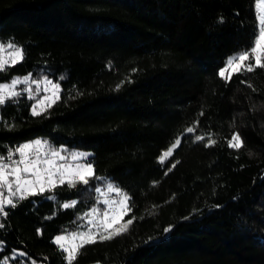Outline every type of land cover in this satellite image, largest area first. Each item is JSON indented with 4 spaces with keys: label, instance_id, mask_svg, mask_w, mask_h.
I'll return each instance as SVG.
<instances>
[{
    "label": "trees",
    "instance_id": "obj_1",
    "mask_svg": "<svg viewBox=\"0 0 264 264\" xmlns=\"http://www.w3.org/2000/svg\"><path fill=\"white\" fill-rule=\"evenodd\" d=\"M254 4L0 0V43L24 52L0 82L31 73L60 85L59 99L35 117L34 98L16 86L21 95L0 105V155L40 137L46 149L87 150L103 178L6 208L0 260L66 264L53 236L84 230V214L105 207L95 187L108 183L131 197L125 221L133 223L86 245L74 264H264V69L227 81L218 71L252 44ZM233 133L244 141L238 150L227 145ZM209 138L216 144L205 147ZM14 248L28 255L9 257Z\"/></svg>",
    "mask_w": 264,
    "mask_h": 264
},
{
    "label": "snow or ice",
    "instance_id": "obj_2",
    "mask_svg": "<svg viewBox=\"0 0 264 264\" xmlns=\"http://www.w3.org/2000/svg\"><path fill=\"white\" fill-rule=\"evenodd\" d=\"M256 7L258 10L256 17L258 28L253 33L252 44L243 49L236 57H229L225 67L219 70V76L226 81L231 80L233 75L240 74L243 71L252 73L256 69H264V0H258ZM23 59L24 52L21 47L16 46L14 43H8L7 45L0 43V72L21 63ZM226 72L227 76L225 75ZM29 81L36 87L35 89L25 88L24 92L32 93L35 91L40 93L42 91L44 93L31 106V115L34 117L43 115L59 99L60 85L46 77L43 81L34 79L31 73L22 78H13L10 84H0V105H4L7 101L21 95L20 92L15 90L16 86L28 84ZM241 82L243 83V81ZM42 83L43 88H41ZM29 98L32 99L33 97L30 95ZM194 131V127L185 129L186 133H193ZM204 139L203 136L197 135L194 142H200ZM47 144V141L34 140L22 143L15 149H9L6 156L0 155V216L7 217L6 208H15L19 202L30 197L51 193L59 186L67 184L69 189H75L78 185H82L87 189L92 180L103 179L96 175L94 165L89 162L90 153H72L71 156H65L63 149H46ZM180 144L181 139L177 138L158 157L160 163H165ZM215 144L216 141L209 138L205 147H211ZM227 145L229 148L238 150L244 146V141L239 133H233L227 141ZM14 156L18 158L14 159ZM176 163L172 164V168L176 166ZM171 170V168L168 169V171ZM94 191L101 196H106L107 193H116L122 196V199H104L99 201L106 206L102 213L95 207L85 213L84 216L92 217V219L87 220L89 226L87 231L57 235L54 238L53 243L65 254L66 264H74L80 250L86 245L112 240L127 232L129 226L133 223V219L125 221V216L131 212V197L124 194L119 187L108 184L107 193L102 192L100 187H95ZM47 198L53 199L54 197L49 195ZM76 204V200H71L63 203L62 207L69 209L75 207ZM81 219H84V217H81ZM94 220L97 223L94 224ZM3 227L4 225L0 224V228ZM171 227H165L164 232L171 231ZM37 231L39 232V230ZM69 237H71L72 243L70 246H66ZM151 239L149 238L146 243L151 242ZM77 240H79V243L75 242ZM17 254L19 256L28 255L25 252H18ZM0 264H3V262H0ZM32 264H35V261Z\"/></svg>",
    "mask_w": 264,
    "mask_h": 264
},
{
    "label": "rangeland",
    "instance_id": "obj_3",
    "mask_svg": "<svg viewBox=\"0 0 264 264\" xmlns=\"http://www.w3.org/2000/svg\"><path fill=\"white\" fill-rule=\"evenodd\" d=\"M257 2H258V0H255V4H254V6H255V12H256V17H257V14H258V10H257V7H256V5H257ZM258 23V22H257ZM240 54V53H239ZM238 54H236V55H232V56H229V57H236ZM228 57V58H229ZM227 58V59H228ZM227 61V60H226ZM225 64H226V62H225ZM225 64L221 67V68H224L225 67ZM220 68V69H221ZM219 69V70H220ZM218 70V71H219ZM229 71H230V69H229ZM225 75H227V72L225 73ZM25 75H15V76H13V77H11L9 80H7V81H2V82H0V84H10L11 83V80L13 79V78H22V77H24ZM44 78L45 77H41V78H39V80H41V81H43L44 80ZM47 78V77H46ZM47 79H50V78H47ZM50 80H52V79H50ZM53 81V80H52ZM53 82H55V81H53ZM55 83H57V82H55ZM43 83L41 84V88H43ZM22 87L25 89V88H28V87H31V88H33V89H35V85H32L31 84V82L29 81V83L28 84H22ZM15 90H17V89H15ZM29 96L31 95L34 99L32 100V102H31V105H30V111H31V106L34 104V103H36V101H37V99H39L40 97H42L43 95H44V93L41 91L40 93H36L35 91H33L32 93H27ZM50 94V93H49ZM34 140H41V138L40 137H34V138H32V139H28V140H25V141H23V142H21V144L22 143H27V142H31V141H34ZM42 141V140H41ZM56 149H60V148H56ZM72 153H89L87 150H83V149H74V150H71V151H67V152H64L63 151V154L65 155V156H71V154ZM107 185H108V183H106L105 184V186H104V188L102 189V192H105V193H107ZM104 199H109V200H120V199H122V196H120V195H117L116 193H114V194H110V193H107V195L106 196H101V200H104ZM106 207V206H105ZM105 207H104V209H105ZM104 209H102L100 212L102 213L103 212V210ZM99 218H102V217H99ZM98 218V219H99ZM89 219H92V217H88L87 218V220H89ZM93 223L95 224V223H97V221L96 220H94L93 221ZM88 224H87V227L84 229V230H80V231H87V229H88ZM94 231H95V228L93 229ZM80 231H76V233H79ZM70 233H73V232H70ZM66 234H68V233H61V234H56V235H54L53 236V239L52 240H54V238L57 236V235H66ZM76 243H79V240H77V241H75ZM71 243H72V240H71V237H69V240H68V242L66 243V246H70L71 245ZM18 252H25L23 249H21V248H14V249H12V251L9 253V257H13V256H15V255H18L17 253ZM5 258H7V260H5ZM33 261H35V264H44L42 261H39V260H34L33 258H30V260L26 263V264H32V262ZM0 262H3V264H12L10 261H8V257H4V258H2L1 260H0Z\"/></svg>",
    "mask_w": 264,
    "mask_h": 264
},
{
    "label": "built area",
    "instance_id": "obj_4",
    "mask_svg": "<svg viewBox=\"0 0 264 264\" xmlns=\"http://www.w3.org/2000/svg\"><path fill=\"white\" fill-rule=\"evenodd\" d=\"M18 145H20V144H13V145L8 146V148H7L6 152H5V156L7 155V152H8L9 149H15V147H17ZM16 158H18V157L14 156V159H16Z\"/></svg>",
    "mask_w": 264,
    "mask_h": 264
}]
</instances>
